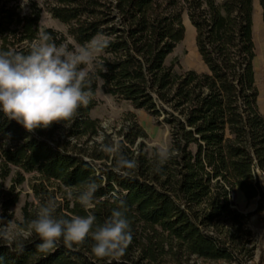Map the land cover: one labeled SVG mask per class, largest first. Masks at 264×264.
I'll return each mask as SVG.
<instances>
[{"label":"trees","instance_id":"obj_1","mask_svg":"<svg viewBox=\"0 0 264 264\" xmlns=\"http://www.w3.org/2000/svg\"><path fill=\"white\" fill-rule=\"evenodd\" d=\"M52 18L66 25L77 44L107 40L90 72L88 88L100 87L140 108L166 126L173 153L162 166L157 147L148 146L142 127L130 121L114 132L89 115L92 98L69 128L54 124L27 132L0 113V185L15 167L12 182L0 190V219L16 229L36 218L54 200L57 217L95 215L97 224L119 209L129 220L132 242L111 264H250L253 247L244 226L246 213L230 206L237 188L264 209V117L257 104L252 41L254 0H42ZM264 45V0H257ZM194 29V44L204 69H182L168 58L183 37L181 13ZM40 6L29 0H0V51L27 54L32 41L47 34L61 45L64 35L38 29ZM106 68L107 71L103 69ZM119 143L135 159L129 176L114 170L115 159L102 145ZM37 204L20 207L13 185L22 172ZM89 182L98 189L85 209L77 197ZM14 230V231H15ZM34 233L23 249L0 240V264H109L91 252L93 241L69 249L61 240L49 252L38 249ZM253 264H260L256 261Z\"/></svg>","mask_w":264,"mask_h":264},{"label":"clouds","instance_id":"obj_2","mask_svg":"<svg viewBox=\"0 0 264 264\" xmlns=\"http://www.w3.org/2000/svg\"><path fill=\"white\" fill-rule=\"evenodd\" d=\"M24 0L22 7L26 5ZM107 40L94 39L89 45L70 50L58 46L47 34L33 42L27 54L17 51H0V113L14 120L29 132L48 129L54 124L69 128L82 106H86L92 93L88 88L90 72L98 58L108 46ZM107 71L106 68L103 69ZM102 150L115 159L114 170L129 176L137 167L135 159L121 154L119 143L101 146ZM167 146L160 145L156 155L159 165L170 159ZM98 189L95 182L86 184L77 197L88 209L94 202ZM54 200L41 205L25 226L13 231L0 219V240L9 247L17 245L23 249V240L39 237L37 246L42 252L55 249L62 240L69 249L80 246L89 238L93 241L91 252L98 259L117 260L123 257L132 242L129 220L123 211L114 209L109 218L97 224L95 215L57 217Z\"/></svg>","mask_w":264,"mask_h":264},{"label":"rangeland","instance_id":"obj_3","mask_svg":"<svg viewBox=\"0 0 264 264\" xmlns=\"http://www.w3.org/2000/svg\"><path fill=\"white\" fill-rule=\"evenodd\" d=\"M28 1L29 0H26V3H28ZM23 2L24 0H18L21 10H25L27 6L26 4L22 7ZM36 2L40 6L38 20L39 30L49 26L63 34L65 39L60 46H64L70 50L89 45V43H75L70 36L66 35V25L49 15L42 0H36ZM181 21L184 26L183 37L174 45L172 51L168 54V58H176L178 65L182 69H204V65L195 48L194 29L189 23L184 11L181 13ZM35 40H33L32 43ZM252 41L254 45V57L252 60L254 79L258 89L257 104L264 117V45L260 9L257 0H254L252 4ZM92 69L93 66L89 65L88 70L91 71ZM92 98L95 100V104L89 110V115L98 118L101 128L98 131V136L101 134L102 130L114 132L116 129H119L121 126L133 120L145 131L146 135L143 137V141L148 146H156L157 148L160 145L167 146L168 132L166 126L155 124L151 116L142 109L135 108L126 101L117 99L108 93H104L101 90L99 79L92 93ZM14 170L15 167H11L9 175L1 181L0 190H2L1 188H7L9 183L12 182L11 175ZM22 174L23 180L13 185V191L17 192V200L9 207L14 220L20 218V207L24 202L27 201L29 207L36 206L37 204L30 188V183L35 179L36 174L32 171L22 172ZM260 182L264 190V179L260 178ZM231 202L230 206L232 208L247 214L244 226L249 231L248 236L253 247L252 259L248 261V263L253 264L256 261H260V264H264V209L255 211V206L257 204L256 198L246 199L237 188L232 192ZM8 227L14 231L16 229L15 222L11 221Z\"/></svg>","mask_w":264,"mask_h":264}]
</instances>
